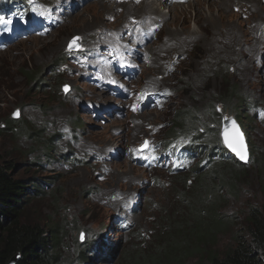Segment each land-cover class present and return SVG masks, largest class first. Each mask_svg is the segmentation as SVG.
<instances>
[{"label":"rangeland","instance_id":"rangeland-1","mask_svg":"<svg viewBox=\"0 0 264 264\" xmlns=\"http://www.w3.org/2000/svg\"><path fill=\"white\" fill-rule=\"evenodd\" d=\"M31 1L34 20L47 12L43 3L61 5L60 22L46 34L17 38L0 27V158L14 165L15 175L42 182L44 193L31 201L28 213L44 227L63 224L61 250L67 263L74 262L77 235L94 237L103 248L82 264H117L121 256L132 255L136 238L145 242L177 190L192 184V177L180 180L187 169L142 165L133 153L144 139L166 143L174 115L185 119L188 130L179 134L191 138L193 168L221 157L225 124L233 120L242 126L255 156L246 159L247 174L219 192L220 211L241 225L249 205L264 206V117L256 112L264 107V0H229L226 8L222 0H188L164 13V0H154L165 18L158 23L156 12L144 9L151 0ZM74 37V44H81L77 51L69 48ZM116 39L136 53L131 66L137 67L119 84L146 90L162 107L146 103V111L133 112L131 93L111 97L106 93L111 83L89 81L95 75L94 52L117 45ZM81 51L88 60L84 67L76 59ZM114 64L119 68L118 61ZM25 69L42 72L41 82L26 78ZM246 101L254 102L255 118L240 124ZM103 104L122 108L125 116L106 111ZM196 120L206 128L192 125ZM195 127L203 135L189 132ZM214 190L211 186L205 194ZM200 191L183 195L189 199ZM231 243L232 231L219 234L207 248L221 255ZM196 260L193 255L186 262Z\"/></svg>","mask_w":264,"mask_h":264},{"label":"trees","instance_id":"trees-1","mask_svg":"<svg viewBox=\"0 0 264 264\" xmlns=\"http://www.w3.org/2000/svg\"><path fill=\"white\" fill-rule=\"evenodd\" d=\"M61 66L55 64L57 68ZM22 72L36 84L41 82L42 72L30 69ZM249 102L246 101L241 109L244 113L239 117V122L243 124L245 119H254L257 111L260 118L264 117V107L257 106L255 112L254 102ZM169 122L170 131L164 139L166 143L162 142L167 148L179 141L180 132L188 130L183 126L185 119L182 116L174 115ZM201 124L206 125L200 120L192 122V125L206 128ZM177 127L179 130H176ZM196 128L189 132L198 136L201 131ZM189 143L193 145L191 140ZM191 145L187 147L191 148ZM222 151L220 158L218 155V159L208 160V164L201 168H193L194 163L186 164L188 160L185 159L177 163L185 168L189 165V169L183 168L185 171L180 180L187 182L192 177V184L184 183V191L177 190V198L165 206L160 219L156 218L157 224L151 228L146 241L141 243L138 236L137 243L132 245L135 253L128 257L121 256L117 264H187V258L193 255L197 256L194 264H264V206L249 205L241 225H237L234 216L220 211L219 205L224 203V199L223 195H218L219 192L225 187L229 189V183L233 184V180L239 182L238 178L247 174L246 164L232 157L226 149ZM250 156H255L253 151ZM3 162L0 158V264H82L89 260L87 253L97 250L93 239L80 242L77 236L74 262L65 261L61 250L65 234L63 224L44 227L28 213L31 201L44 193L42 182L36 177L15 175L12 171L14 165L10 161ZM257 162H253V165H257ZM211 186H215V190L205 194ZM196 188L201 190L198 195L189 199L183 195ZM231 231L232 243L223 254L207 248L219 234Z\"/></svg>","mask_w":264,"mask_h":264},{"label":"clouds","instance_id":"clouds-1","mask_svg":"<svg viewBox=\"0 0 264 264\" xmlns=\"http://www.w3.org/2000/svg\"><path fill=\"white\" fill-rule=\"evenodd\" d=\"M188 0H170V2L167 4L164 1V6H166V10L168 9V7L171 4L177 3V2H186ZM61 6V5H60ZM60 6L59 8H53L52 9L56 12H59L58 15V23L60 22V15H61V11H60ZM168 12V11H167ZM57 23V24H58ZM57 24L55 26H57ZM55 26L48 28V30L46 32H49L51 29L55 28ZM46 32L44 34H46ZM74 39L76 40V38L74 37ZM73 40L70 41L69 45L72 44V47L70 48L71 51H77L79 49V47H81V44L79 43V45H75L74 43H72ZM113 42L117 43V45H107L105 46L101 51H95L93 54V61L96 62V65L93 68V72H94V77L89 78V81L95 86H97L98 83H104V82H109L111 83L110 86L106 89L108 92H106L108 95H110L111 97H117V98H122L127 96L128 93H131V95H133V101L131 103H129V107L130 110L133 112H143L146 111V103L149 104V106L151 107H162L163 105H161V103H159L154 96L150 95L146 90L141 89V90H130L128 87H125L124 84L121 85L119 84V78L127 81L130 79V75L132 70H136L137 67H133L131 66V61L133 60V58L135 57V52L131 51V47H126L124 45V42L120 39H116ZM135 53V54H134ZM84 51H81L77 54V61L80 65H82L84 67V63H86L88 60L87 58H85V56L83 55ZM114 59L115 61L119 62V68H115V64L112 62V64L110 67H105V65L103 64V62H111L110 60ZM63 66V64H61ZM61 66V67H62ZM59 68V67H58ZM86 68V67H85ZM117 69V71H115ZM65 86L68 87V89H70L69 85L64 84V88H62V90L64 91ZM65 92V91H64ZM138 97V98H137ZM108 106V105H106ZM105 104L102 105V107H105L106 111H111L112 109H114L117 112V115L119 116H125L123 115L125 113V110H123L122 108H117V107H113V108H109L106 107ZM98 109V107H96ZM99 110V109H98ZM14 113H17V111H15ZM13 113V118H18V115H14ZM259 117V116H258ZM240 124H243L240 122ZM241 130L243 132V134H245V131H243V128L241 126ZM244 137V135H243ZM184 138V136H183ZM187 137H185L184 140H182V136L180 135L179 137V141L178 142H173V146L170 148H167L166 146H163L162 142L159 144L155 143H149L148 139H144L142 144L137 145L134 149H133V153L136 155V159L138 161L139 164L142 165H157L159 167H164L167 168L168 171L169 170H184L182 167V165L180 166V164H177L178 162L182 161V160H188L186 162V164L189 163H194V159L193 156L195 155V150L193 149V145H191L189 143V140L191 139H186ZM221 138V135H220ZM245 139V137H244ZM223 147L222 150H227V152L234 158H236L239 162L246 164V161L241 160L236 154H234L233 152H231L229 150V148L227 147V145L223 142L222 138H221ZM145 142H147V145H145ZM246 149H247V158L248 161L250 159V153H249V148H248V142L246 141ZM187 145H191V148H188ZM223 152V151H222ZM218 156V155H217ZM222 156V155H221ZM185 169H189V165H187V167ZM125 226V225H123ZM78 236V235H77ZM80 242H83L85 240H82L81 237H78ZM94 237L88 236L87 240H92ZM94 243V246L97 250H93L89 251V259L93 258L95 255L97 254H101L103 252V248H100L97 246V241L96 239H93L92 241ZM116 254V253H115ZM115 254L113 256H115ZM88 261V260H87ZM85 261V262H87ZM82 262V263H85Z\"/></svg>","mask_w":264,"mask_h":264},{"label":"snow or ice","instance_id":"snow-or-ice-1","mask_svg":"<svg viewBox=\"0 0 264 264\" xmlns=\"http://www.w3.org/2000/svg\"><path fill=\"white\" fill-rule=\"evenodd\" d=\"M236 11H239V9H235ZM75 42V39L73 41V43ZM72 47V44L69 45V48ZM65 92L68 91V87L65 86L64 89ZM14 115H18V113H14ZM233 128H234V132H235V136L232 139H229V136L227 134V132L225 133V143L227 144V146L236 153V155L241 159V160H246V154L243 151V138L242 136L239 134V130L238 128H236L235 126V122L233 121ZM145 145H147V142H145Z\"/></svg>","mask_w":264,"mask_h":264},{"label":"bare ground","instance_id":"bare-ground-1","mask_svg":"<svg viewBox=\"0 0 264 264\" xmlns=\"http://www.w3.org/2000/svg\"><path fill=\"white\" fill-rule=\"evenodd\" d=\"M227 1H229V0H222L221 2H222V7H227ZM249 1V0H248ZM155 3V1L154 0H151L150 2H148V3H146V5L144 6V9H148V12H150V10H153V11H155L156 12V15H157V20L155 21V23H158V22H163L164 21V17H163V14L162 15H160V13H158L159 12V8L157 7V6H154L153 4ZM143 9V8H142ZM171 9V7L170 8H168L167 9V11L168 10H170ZM166 9H163L162 10V13H164V11H165ZM183 11V10H182ZM208 12H211V8L208 6ZM209 16H211V15H209ZM180 20H181V23L182 24H185L186 22V20H187V18H186V14L185 15H181L180 16ZM180 22V21H179ZM79 40V39H78Z\"/></svg>","mask_w":264,"mask_h":264},{"label":"water","instance_id":"water-1","mask_svg":"<svg viewBox=\"0 0 264 264\" xmlns=\"http://www.w3.org/2000/svg\"><path fill=\"white\" fill-rule=\"evenodd\" d=\"M235 126H236V128H238V130H239V134L242 136V138H243V151H244V153L246 154V157H247V149H246V142H245V139H244V137H243V132H242V130H241V128H239L238 126H237V124L235 123ZM227 132V134H228V136H229V139H232L234 136H235V132H234V128H233V120H231L229 123H227V124H225V126H224V128H223V131H222V133H221V138H222V140H223V142L225 143V133ZM226 144V143H225ZM227 145V144H226ZM228 147V146H227ZM229 148V147H228ZM229 150L231 151V152H233L230 148H229ZM234 154H236L235 152H233ZM243 161H246V160H243ZM13 262H11V264H12Z\"/></svg>","mask_w":264,"mask_h":264}]
</instances>
